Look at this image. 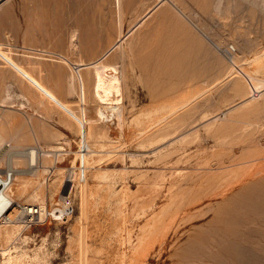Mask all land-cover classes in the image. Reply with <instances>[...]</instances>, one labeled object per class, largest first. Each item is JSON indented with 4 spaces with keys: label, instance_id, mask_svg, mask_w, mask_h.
Wrapping results in <instances>:
<instances>
[{
    "label": "rangeland",
    "instance_id": "obj_1",
    "mask_svg": "<svg viewBox=\"0 0 264 264\" xmlns=\"http://www.w3.org/2000/svg\"><path fill=\"white\" fill-rule=\"evenodd\" d=\"M219 1L167 0L127 39L121 125L97 115L93 69L82 71L84 98L77 65L64 59L97 60L157 0H123L122 18L115 0H9L0 7V101L11 92L13 109L5 114L22 135L19 146L0 148V173L44 181V190L61 185L48 209L70 193L76 208L66 222L55 216L31 227L21 210L20 253L34 256L45 245L44 264H78L88 246L91 264H121L128 239L179 192L185 202L164 218L138 264H181L193 250V259L203 257L195 264H264V212L245 210L264 201V181L255 174L264 165V8L261 0ZM39 145L62 151L47 162L38 155L32 165L28 153ZM98 172L108 180H96ZM14 200L28 206L17 194Z\"/></svg>",
    "mask_w": 264,
    "mask_h": 264
},
{
    "label": "bare ground",
    "instance_id": "obj_2",
    "mask_svg": "<svg viewBox=\"0 0 264 264\" xmlns=\"http://www.w3.org/2000/svg\"><path fill=\"white\" fill-rule=\"evenodd\" d=\"M2 1H3V3L0 5V7L9 2V0H2ZM157 1H158V3L155 4L154 7H152L149 11H147V13L140 20L138 19L139 21L137 20L138 21L137 23L135 22V24H133V26H131V28L129 27L130 29H128V32L126 34H122V33L119 34L117 41L110 48L105 50L104 53H102V55L97 60L89 62V63H81V62L80 63H71L69 60L64 59L65 63L70 64L72 67H73V64H74V66L77 65V69H78L77 74H79V77H77V78H78L80 84H82V90H83L84 98L86 95V93H85L86 92L85 91L86 85L85 84L87 81H85L84 76L82 75V71H83V69H88V68L93 69V72H94V76H92L93 80L91 81L92 78L90 79V82L92 84L90 82L89 83H90V85H92L91 90L93 93L92 94L93 97L95 99H97L96 100L97 102H99V110L97 111V115L105 123H108L110 120H114V119H110V116H113L114 118H116L119 125L124 123V119H125L124 115L125 114H124V109H123L122 105L120 104L121 103L120 100L122 99L120 96L123 93L122 92L123 80L125 78V73H124L125 71L124 70L126 68V60L128 59L129 56L127 55V52H126L127 50L125 51L123 49V47H124V44L127 41V39L131 35H133V33L145 23V21L154 13V11L161 4L163 5V3L167 2V0H157ZM169 2H172V1H169ZM219 2H220V4H222V0ZM261 2H262L261 3L262 7L264 8V0H261ZM115 3L118 7V11H117V12H119L118 16H119V18H122V16L124 15V12H125L123 0H115ZM254 3H256V5H259L258 0H255ZM219 6L220 5H217V9ZM215 8H216V6H215ZM218 10H219L218 12L221 11V6ZM117 50H119V54L112 56L113 53H115V51H117ZM112 57H113V59L119 57V59H120L119 62L117 64L116 63L115 64L109 63L110 58L112 59ZM257 60H259V58ZM118 64H121V65H118ZM256 67H259V66L256 65ZM260 67L264 68V58L260 60ZM257 72L258 71L255 72L256 75L259 73V72L258 73ZM263 72H264V70H263ZM73 76H74V74L72 75L71 79L73 78ZM88 77H91V76H88ZM75 78H73L71 80V82L69 81V83H71L69 91L74 90V88H75L74 82H72V81H75L74 80ZM88 81H89V79H88ZM89 83H88V85H89ZM10 93L11 92L8 91L7 96L2 101H0V148L1 147H7V146L13 147L15 145L19 146L20 145V136H22L20 134L19 130H14V129L10 128L9 116H7V114H5V110L13 109V105H12V102L10 100V99H12ZM22 105H24V104H22ZM32 134H34V133H32ZM106 136H107V133H106ZM98 139H102V138H98ZM92 145L94 146L95 144H92ZM52 148H53L52 150H47L43 146L39 145L38 147H36L35 151L33 149V151H30V153H28L29 163L32 165L38 166V164H39L38 155L42 156L44 161L46 160L45 162H47V159L49 161V158L55 154V153L52 154V152L62 151L61 150L62 147H60V146H52ZM63 154H65V153H63ZM63 154L61 153L60 155H63ZM44 161H43V163H44ZM87 163H88V161H87ZM17 165H18V163L16 162V166ZM41 168H43V167L41 166ZM17 169H18V167H17ZM36 169L37 170H35V172L33 173L35 175H37L40 171L38 169V167H36ZM19 170L20 169H18V172H19ZM44 170L45 169H43V171ZM254 170H255V168H254ZM57 171H60L61 176L63 175L64 171L60 167L57 168ZM256 171L257 172L255 174L259 175L258 180L264 181V165L257 167ZM73 172H74V170H73ZM253 173L254 172H252V174ZM35 175H33V176H35ZM71 176L72 175H70V179H71L70 182L73 183L74 176L73 177H71ZM109 176L110 175H108L107 172H98L95 179L98 181H103V180L106 181L107 177H109ZM13 181H15V182H13ZM43 182H41V181L34 182V181L24 177V176H22L20 178L18 175H16V177L14 178V173L11 171L4 173V174L0 173V255H1L0 256L1 257L0 264H44L47 261L48 253L45 250V248H46L45 245H42L38 249V251H36L34 253V256L29 255L27 253H20L21 248L18 245H16V241L22 236V233H23L25 225H26V224H24L25 222L23 223V222H21V221L19 222L17 220V217L19 216L21 210H24V212L26 213V221L28 222L27 224H29L30 227L33 225V221L37 220L39 223H44L50 218L55 219L56 218L55 216H57L60 221L66 222L71 217H73V215L75 214L76 208L74 209L73 214H71V212L68 214H65L66 209H68L69 207H72V206L75 207V200H74V197L71 196V193H70V196L68 195L66 197L67 200L65 197H63V199H65V201L63 200L61 205L58 208L53 209V207H52V209L49 210L48 205L50 204L49 203L50 200L52 199V200L57 201V197L61 196L62 188H61V185H60V188L58 189L57 186H55L53 184H50V185L48 184L49 186L46 188V186H47L46 185L45 190H44ZM98 186H99V184H98ZM99 188H100V186H99ZM99 188H97V190L94 193L95 197H97V193H98ZM172 189H171V191H172ZM15 194H17L19 197L25 198L26 201H28V203H27L28 206L25 207V205H23L22 203H17L14 200ZM188 201H189V199H188ZM184 202H185L184 196H180L179 192H173L169 197L168 207L165 208L164 210H162L160 214L153 216L141 228V232L136 236V239H132V238L128 239L129 248H128V251L124 252L121 264H138L139 257L141 256V259H142L146 255L145 252L150 245L149 240L151 239L152 234L154 235V233L160 228V225L162 224V222L164 221V218L166 216H170V215L176 213L177 207H175V206L177 204L181 205ZM197 202L198 201H196V203ZM253 203L255 205V202H253ZM263 203H264V201H261L260 206H257V207H254L252 204H250V205L247 204L246 206L248 208L245 210H248L251 212H254L257 210L264 212ZM244 208H246V207H244ZM148 209H150V208H148ZM250 213H248V214H250ZM240 214H242V213H240ZM260 215H261V213H260ZM62 216H64V217H62ZM86 217H87V215L85 213H83L76 220L77 223L78 224L84 223L83 221H85ZM58 219H55V220H58ZM173 219H175V218L173 217ZM249 222L251 223L252 219ZM256 224L251 223V226H253V225L256 226ZM225 225H223V226H225ZM244 225H245V223H244ZM238 226H239V224H238ZM229 227L230 226L228 225V227L226 229L224 228L222 230L224 234H225V230L229 231ZM249 230H250V228H249ZM232 231H233V229H232ZM253 231H252V233H253ZM236 232H238V231H236ZM214 233H215V231H214ZM230 234H232V233H230ZM263 234H264V232H263ZM244 235H245V233H244ZM250 235H252V234H250ZM226 236H228V235H226ZM79 237H80L79 238V244H80V247L82 248L83 246L87 245L85 242L86 233L84 232V230H80ZM238 237L240 238L239 235H238ZM238 237H234V238H238ZM156 238L154 240H156ZM245 239H247V237ZM205 240H207V239H205ZM243 240H241V241H243ZM194 241H195V239H194ZM214 241H216V240H214ZM219 241H221V240H219ZM245 242H247V241H245ZM248 242H247V244H248ZM151 243H152V241H151ZM195 243H197V241ZM154 244H155V242H154ZM228 245H231V244L228 243ZM235 245H237V244H235ZM216 246H218V243ZM233 246L234 245L232 244V247ZM86 247L87 248H85L83 251H81V249H80V262L78 264H91L89 256H84V254H83V253L91 251L90 247H88V246H86ZM209 247L211 248V246H209ZM209 247L207 246L206 248L208 249ZM232 247H231V250H232ZM196 250L197 249H195V251ZM190 251H192V250H190ZM193 251H192V253H193ZM233 251H234L233 254L236 255V253H235L236 250H233ZM228 252H229V249H228ZM192 253L188 254V256L184 255L185 257L184 258L182 257L183 259L180 260V261H182L181 264H195V262H202L203 261V257L200 256L198 253H197L198 255L196 254L197 255V257H195L196 259L195 258L193 259L191 256V255H193ZM237 253H238V251H237ZM188 257H191V259H189ZM238 258H239V256H238ZM230 260H231V258H230Z\"/></svg>",
    "mask_w": 264,
    "mask_h": 264
},
{
    "label": "built area",
    "instance_id": "obj_3",
    "mask_svg": "<svg viewBox=\"0 0 264 264\" xmlns=\"http://www.w3.org/2000/svg\"><path fill=\"white\" fill-rule=\"evenodd\" d=\"M2 0H0V2H1ZM83 150H84V148H83ZM79 167H81V168H83V169H81L80 170V172H82L83 174H84V172H85V167L84 166H82V164H81V162H79V165H78ZM84 171V172H83ZM72 174V170L70 171V173L68 174V180L70 181L71 179H70V175ZM73 184V183H72ZM70 196V195H69ZM66 198V197H65ZM66 200H67V198H66ZM64 201H65V199H64ZM74 209H75V207H69L68 209H66V212H65V214H68V213H70L71 212V214H73L74 213ZM64 214V215H65ZM36 215V214H35ZM62 217H64V216H62ZM36 223H38V221L36 220V221H33V224H36Z\"/></svg>",
    "mask_w": 264,
    "mask_h": 264
}]
</instances>
